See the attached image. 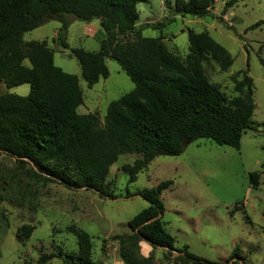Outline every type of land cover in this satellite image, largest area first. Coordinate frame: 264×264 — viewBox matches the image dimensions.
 <instances>
[{"label": "trees", "instance_id": "trees-1", "mask_svg": "<svg viewBox=\"0 0 264 264\" xmlns=\"http://www.w3.org/2000/svg\"><path fill=\"white\" fill-rule=\"evenodd\" d=\"M146 1L0 0V82L8 88L23 84L31 87L26 96L0 94V151L27 168L31 177L70 189L86 187L103 198L109 195L106 180L120 155L142 156L124 166L129 181L135 182L156 157L179 155L192 141L209 138L240 147L243 134L252 127L256 108L249 62L241 72L242 78L234 77L238 95L228 99L207 79L204 62L211 58L227 70L233 59L209 32H188L185 61L167 47L161 36H140L123 43L122 36L165 26L164 22L138 25L137 6ZM238 1L229 0L225 6L232 7ZM214 5L215 0H175L174 12L207 17L212 15ZM70 16L86 22L99 19L106 34L98 51L70 48L65 39H60L62 47L70 49L78 60L87 85L93 87L109 76L107 58L116 60L135 84L109 104L103 127L96 113L78 112L84 102L78 77L55 64L48 41L24 40L25 33L50 20L59 21L60 32L66 36ZM263 24L264 19L259 20L249 29ZM260 61L264 66L262 57ZM260 179L258 171L250 173L253 186H259ZM172 183L165 180L135 193L148 205L128 222L129 233L111 237L118 242L124 264H154L153 253L148 257L141 254L143 240L153 248H163L171 264H220L195 255L187 246L177 247L176 237L163 221L165 206L161 199ZM150 219L154 220L148 222ZM33 230L31 225L22 226L18 240L28 239ZM76 237L78 250L65 256L64 264H100L93 259L92 236L79 231ZM240 250L237 245L227 262L247 264ZM175 251L180 254L174 256ZM56 257L59 254L54 252L42 255L38 262L47 263Z\"/></svg>", "mask_w": 264, "mask_h": 264}, {"label": "rangeland", "instance_id": "rangeland-1", "mask_svg": "<svg viewBox=\"0 0 264 264\" xmlns=\"http://www.w3.org/2000/svg\"><path fill=\"white\" fill-rule=\"evenodd\" d=\"M227 1L215 0L212 15L207 17L176 14L175 0L140 2L138 25L164 22L165 26L145 28L120 40L127 43L140 36H161L167 47L185 61L188 32H209L233 59L227 70L211 58L204 62L207 79L228 99L238 95L234 77L241 79L249 62L256 108L252 127L243 134L240 147L198 139L188 143L179 155L156 157L135 182L129 181L124 166L142 156L120 155L106 180L109 195L103 198L89 189H70L58 182L35 179L13 157L0 152V264H40V256L53 252L59 257L43 264H64L63 258L78 250L79 231L92 236L94 260L100 264H124L119 258L118 242L111 237L129 233L128 222L148 205L135 193L165 180L173 183L161 194L165 206L163 221L176 237L177 247L187 246L201 258L230 264L228 258L239 245L247 264H264V66L260 61V57L264 59V24L249 29L264 19V0H240L228 8ZM60 25L59 21L50 20L27 32L24 39L48 41L54 50L55 64L78 77L84 97L78 112L96 113L103 127L109 104L131 91L135 84L116 60L107 58L109 76L89 87L78 60L60 43L66 36L61 32L56 35ZM84 26L79 19L73 21L70 48L98 51L100 35H91ZM30 91L29 84L8 88L0 82V94L26 96ZM253 171L261 174L257 187L250 181ZM24 225H31L34 230L28 239L20 241L17 234ZM164 252L158 249L154 264H171Z\"/></svg>", "mask_w": 264, "mask_h": 264}, {"label": "crops", "instance_id": "crops-1", "mask_svg": "<svg viewBox=\"0 0 264 264\" xmlns=\"http://www.w3.org/2000/svg\"><path fill=\"white\" fill-rule=\"evenodd\" d=\"M72 17V16H70ZM73 19H71V24L70 26L68 27V30H67V33H66V41L69 43V37H70V30H71V26H72V23L73 21L76 19L74 17H72ZM82 21V20H81ZM84 22L85 26V31L86 32H89L91 35H100V40L101 41L102 39H104L106 37V34H105V31L103 30L102 26H101V22L99 19H95L91 22H86V21H82ZM60 23V22H59ZM61 24V23H60ZM61 27V25H60ZM60 27L57 28V31H56V35L58 36V33L60 32ZM26 34V33H25ZM24 34V35H25ZM99 37V36H98ZM25 40V39H24ZM25 41H31V40H25ZM70 46V44H69ZM27 63V62H26ZM16 87V86H15ZM140 248H141V254L145 257H148L151 253H155V259L158 258V249L163 250V248H153L152 245H150V243H148L147 241L143 240L140 242ZM120 258V257H119ZM246 259V258H245Z\"/></svg>", "mask_w": 264, "mask_h": 264}, {"label": "water", "instance_id": "water-1", "mask_svg": "<svg viewBox=\"0 0 264 264\" xmlns=\"http://www.w3.org/2000/svg\"><path fill=\"white\" fill-rule=\"evenodd\" d=\"M1 152V151H0ZM32 163V162H31ZM33 164V163H32ZM34 168H35V166H34ZM36 169V168H35ZM83 189H86V187H84ZM154 219H150L148 222H152ZM176 255H178V254H180V252H177V251H175L174 252Z\"/></svg>", "mask_w": 264, "mask_h": 264}]
</instances>
